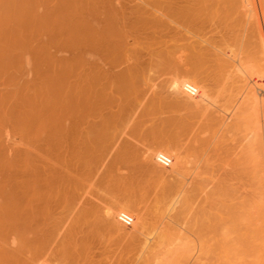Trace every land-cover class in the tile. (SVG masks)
<instances>
[{
	"label": "rangeland",
	"instance_id": "rangeland-1",
	"mask_svg": "<svg viewBox=\"0 0 264 264\" xmlns=\"http://www.w3.org/2000/svg\"><path fill=\"white\" fill-rule=\"evenodd\" d=\"M235 1L0 0V264H157L150 246L164 225L186 235L168 245L182 264L262 263L264 179L229 180L222 194L207 186L210 196L176 210L215 143L243 157L250 139L220 136L240 95L232 79L264 88L263 71L249 73L263 60L260 3L243 11ZM252 13L262 33H248ZM215 52L235 61L232 73L217 69ZM160 145L171 166L183 161L180 175L160 176L171 166L157 164L159 152L145 158ZM113 205L134 221L144 214L141 233L130 236ZM195 221L213 231H194Z\"/></svg>",
	"mask_w": 264,
	"mask_h": 264
},
{
	"label": "bare ground",
	"instance_id": "bare-ground-1",
	"mask_svg": "<svg viewBox=\"0 0 264 264\" xmlns=\"http://www.w3.org/2000/svg\"><path fill=\"white\" fill-rule=\"evenodd\" d=\"M236 2H238V5H240L237 8L241 7L243 9V11H248L251 8L253 9L254 8L253 5H255L252 0H236L235 4H236ZM259 3H260L259 5L261 7L262 22H263V25H264V0H259ZM250 17H251V19H250L249 25H248V33H262V31H261L262 27L260 25L259 18L253 13H252V15ZM249 39H250V37H249ZM257 42H256V44H257ZM258 49H260L261 54H263V55H261V56H263L261 58H263V60H264V42H261L260 45H258ZM256 51H257V49H256ZM216 53L217 52H215V54H212V55L215 56ZM223 56H224V54H223ZM223 56H222V54L217 53V56L215 58V59H217V62H216L217 63V69L219 68L218 69L219 71L221 70V71L227 72V73H228V71L231 72L232 71V67H234V62L235 61L234 60H229L227 58H224ZM263 60L261 61V63L259 64V66L256 69L254 68V70L249 71V73H251V74L254 73L255 74L257 72V74H259L258 72H262V71L264 73V62H263ZM232 61H234V62H232ZM233 70H234V68H233ZM251 74H249V75H251ZM239 76L235 77L234 79H232L233 83L239 82V84L238 83H236L235 85L233 83L232 84H233V86H236V88L240 91V95L238 97H235L236 95H234V96H232V98H230V100L232 102L231 107H232V110H233V113H232V119L233 120H232V122L229 121L230 123H228V121L226 122V119H224V117L221 118L222 121L224 122V126L225 127H224V130H223V132H222V134L220 136L224 135L225 132H227L228 130H231V129H235V131L236 130H243L245 132L244 133L245 136L246 135H250V139L247 142L246 149L244 151V155H242L243 157H241V156L239 157V156H235V155L233 156V154H232L233 157H231L230 154L229 155L226 154V156L224 155V157H225L224 158L222 156L221 152L218 151L220 149L218 147V144L215 143L214 144L215 153L212 154L211 156H208L206 158V160L204 161V163L201 166V169L199 168L200 170L198 171L197 177L187 187H185V189L183 190L182 195L180 196V198L177 201L178 204H177V209L176 210H177V213L179 214V216H180L181 213H184V212L189 211V210L192 209V205L196 202V200L198 199V197L200 196L201 193H204V195H203L204 197L205 196L206 197L210 196V195H208L210 192L206 191V187L207 186H210L212 190L214 189V191L216 190V194L217 193L218 194H220V193L222 194L223 191L227 188V185L229 184L227 181H229V180H232V179L244 180L243 178H247L246 180H248L249 177H251L252 179L253 178H257L259 180L260 179H264V159H263L264 156L262 157L263 160L261 158H259V157H261V155H260L261 153L259 152L260 150H258L259 149L258 146L260 145L262 138H264V101H263L264 88L259 87V86L256 87L254 85L252 86V85H250L249 81L248 82L245 81V80H248V79L244 80V79L241 78V76L240 77ZM78 88H79V86H77L76 84H71L67 88L64 87L63 90H62L61 102H62L63 110L64 111L69 110V113L66 114L68 116H64L67 122L68 121L70 122V120L73 117V114L70 113V110H71L70 108H72V107H69V106L71 105L72 101L75 102V100H72V99L74 98L75 93L79 90ZM230 96H231V93H230ZM73 119H74V117H73ZM63 138H64V142H65L66 139H65V137H63ZM246 138H247V136H246ZM216 142L218 143V141H216ZM231 147H232V145H231ZM263 149H261V150H263ZM163 150L168 152V149L165 146H161L160 145V146L151 147V148H149L147 150L145 158L152 160L151 158H153V156L155 155L156 152H164ZM225 153H226V151H225ZM234 154H236V153H234ZM262 155H263V153H262ZM179 159H175V162L171 166V169L170 170L168 169L169 172H167L166 175H165L166 172H164L165 170L164 171L160 170V172L158 171L160 173V176L163 177L164 179H167L170 176H172V178H173V176L180 175L182 173L183 161L181 159L180 160ZM150 160H148V161H150ZM238 180H237V182H238ZM226 182H227V184H226ZM239 182H240V180H239ZM181 186H182L181 189L184 188V185H181ZM229 188H230V186H229ZM180 192H182V190ZM199 198H200L199 199L200 201H201V198H202V201H203V197L200 196ZM208 200H209V198H208ZM198 202L199 201H197V205H198ZM126 209H128V206H126V205L125 206L124 205H120V206H118V205L116 206L115 205V207L113 205L112 208H110V210L108 211V213L110 214V216L112 218H114L116 216L115 214H116V212L118 210L125 211ZM192 212L195 213V211H192ZM198 213H199V211H198ZM242 213H243V211H242ZM146 219L147 218L145 217L144 214L135 215V221H134V223L132 225V230L129 231V233L127 231L128 229L126 230L127 231L126 232L123 228L118 226V224L115 221H113V227H114V229L116 231H122V233L124 235H126L128 233L130 236H135V235L138 234V232L141 233L142 229H144V227H145V225L147 223ZM179 220H182V218L179 219ZM193 221H194V219H193ZM177 222H179V221H177ZM206 223H208V221H206ZM192 224L195 226V227H193L194 231L195 230L196 231L199 230V232L201 231L202 234H203L202 231L204 230V228H206L207 230H205V231H207L209 233L211 231H213V224L214 223H208L210 225L206 224L204 226L203 224H205V222H203V224H202L200 221H195ZM155 229H156V231L154 233L155 237L153 239V242H152L151 246L150 245L149 246L151 247L152 253L154 252L153 256H156L155 253L158 254V256H157L158 263L157 264H174V263L182 264L181 261H180L181 257H178L179 253L176 256L175 255L173 256V254L176 253L175 252L176 249H173V247H168V245H170L172 243L175 244V242H174L175 239H180V241H182L181 239L183 238V236L186 237L185 233H184V235L183 234H179L180 232L175 231L176 228L174 230V228H172L170 225L156 226ZM214 229L216 230L215 226H214ZM182 232H185V231H182ZM223 232H225V231H223ZM237 232H238V229H237ZM240 236H241V234H240ZM234 238H235V235H234ZM191 240H192V238H191ZM186 253H188V252H185V256H186ZM188 255H189V253H188ZM185 258L182 259V260H185ZM208 261H210V259H208ZM57 264H66V263H57ZM204 264H206V262ZM261 264H264V258H263V261H262Z\"/></svg>",
	"mask_w": 264,
	"mask_h": 264
},
{
	"label": "built area",
	"instance_id": "built-area-1",
	"mask_svg": "<svg viewBox=\"0 0 264 264\" xmlns=\"http://www.w3.org/2000/svg\"><path fill=\"white\" fill-rule=\"evenodd\" d=\"M182 90L188 96H196L198 94V88L189 82L184 83ZM155 161L160 167L169 168L173 162V158L165 152H159L155 156ZM116 218L125 227H130L134 221L133 215L127 211H119Z\"/></svg>",
	"mask_w": 264,
	"mask_h": 264
}]
</instances>
